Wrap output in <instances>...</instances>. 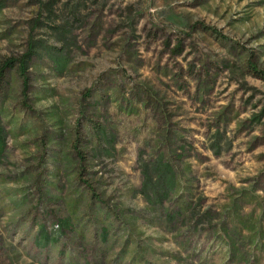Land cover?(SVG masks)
<instances>
[{"label":"rangeland","instance_id":"1","mask_svg":"<svg viewBox=\"0 0 264 264\" xmlns=\"http://www.w3.org/2000/svg\"><path fill=\"white\" fill-rule=\"evenodd\" d=\"M0 3V264H264V0ZM30 40L68 63L33 57L23 92Z\"/></svg>","mask_w":264,"mask_h":264},{"label":"trees","instance_id":"2","mask_svg":"<svg viewBox=\"0 0 264 264\" xmlns=\"http://www.w3.org/2000/svg\"><path fill=\"white\" fill-rule=\"evenodd\" d=\"M0 3V9H1ZM59 35H61V30L55 28ZM179 44L175 47L177 53H179ZM44 55L51 62L54 71L57 74H62L65 70L68 63V56L64 53L63 50H53L47 46L42 41H33L30 40L28 43V48L26 53L18 61L17 71L22 80V91L25 92L27 88L28 77L26 75L29 68L30 60L38 55ZM12 61H7L2 67L0 72L6 71L9 67L13 68ZM248 70L253 74H256L260 78H264V74L256 70L255 66L248 64ZM3 83V85H1ZM6 84L5 75L0 73V89ZM264 114V109H262L258 114L253 115L249 122L252 125H259L260 120ZM7 133L4 129V126L0 117V162L3 158L5 147H6ZM222 140L223 136L217 132L212 138L211 144L209 146L212 153L219 155L222 151ZM224 144V142H223ZM175 171L168 161H165L162 156H159L153 163L150 165H144L141 169V182H140V192L144 196L145 200L150 203L161 204L163 201L169 198L175 188ZM168 221L173 220V216L167 217ZM66 225V221L63 223V226ZM55 225L58 228L56 231H45L42 227L40 228V235H38V241L40 244L43 241V245L46 242L56 241V236L58 232H61L64 227ZM57 232V233H54ZM54 233L52 237L50 235ZM44 239V240H43Z\"/></svg>","mask_w":264,"mask_h":264}]
</instances>
